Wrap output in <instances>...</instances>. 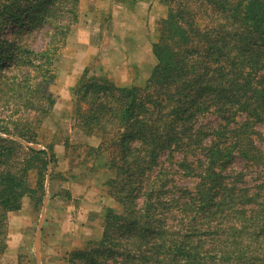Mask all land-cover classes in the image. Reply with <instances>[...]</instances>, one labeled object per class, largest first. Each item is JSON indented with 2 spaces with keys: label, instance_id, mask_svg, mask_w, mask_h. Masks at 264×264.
<instances>
[{
  "label": "trees",
  "instance_id": "1",
  "mask_svg": "<svg viewBox=\"0 0 264 264\" xmlns=\"http://www.w3.org/2000/svg\"><path fill=\"white\" fill-rule=\"evenodd\" d=\"M161 1L168 13L145 84L84 72L73 90L75 128L99 140L78 146L94 162L106 156L117 208L66 263L264 264V0ZM80 3L0 0V258L7 215L25 198L41 207L59 178L41 132ZM236 159L244 171L232 169Z\"/></svg>",
  "mask_w": 264,
  "mask_h": 264
},
{
  "label": "rangeland",
  "instance_id": "2",
  "mask_svg": "<svg viewBox=\"0 0 264 264\" xmlns=\"http://www.w3.org/2000/svg\"><path fill=\"white\" fill-rule=\"evenodd\" d=\"M91 2L81 0L78 23L54 63L56 78L49 87L55 105L41 136L44 143H53L58 152L53 173L59 178L50 188L48 184L41 207L34 208L25 198L19 212L7 215V250L0 264H38L35 244L39 264H67L68 253L100 238L105 209L117 208L105 186L112 176L106 167V156L94 162L78 146L96 147L99 140L87 139L75 128L73 90L84 72L105 77L118 86L142 87L156 64L151 46L157 40V25L167 16L168 7L161 0ZM30 41L33 50L42 49L43 31L35 33ZM210 121L213 123L207 119ZM257 130L264 134V127ZM66 141L77 148L65 150ZM232 169L244 171V162L236 159ZM251 173L249 170L246 179L253 177ZM183 184L190 186L188 182Z\"/></svg>",
  "mask_w": 264,
  "mask_h": 264
},
{
  "label": "water",
  "instance_id": "3",
  "mask_svg": "<svg viewBox=\"0 0 264 264\" xmlns=\"http://www.w3.org/2000/svg\"><path fill=\"white\" fill-rule=\"evenodd\" d=\"M36 148V147H35ZM36 149H40V148H36ZM44 211H45V204H44ZM43 211V212H44ZM43 218H44V216L42 217V220H43ZM35 249L37 250V261H38V264H39V262H40V258H39V255H38V245L37 244H35Z\"/></svg>",
  "mask_w": 264,
  "mask_h": 264
},
{
  "label": "crops",
  "instance_id": "4",
  "mask_svg": "<svg viewBox=\"0 0 264 264\" xmlns=\"http://www.w3.org/2000/svg\"><path fill=\"white\" fill-rule=\"evenodd\" d=\"M87 2V1H86ZM92 2H93V0H92ZM91 2V3H92ZM96 6V5H95ZM108 6V5H107ZM108 8V7H107ZM95 147V146H94ZM54 152H55V154H57L58 152H57V150L56 149H54ZM58 156V155H57Z\"/></svg>",
  "mask_w": 264,
  "mask_h": 264
}]
</instances>
